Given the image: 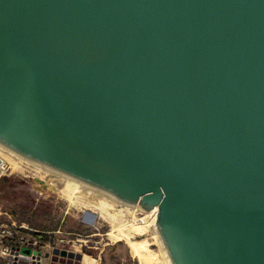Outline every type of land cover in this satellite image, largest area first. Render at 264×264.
Masks as SVG:
<instances>
[{"label": "water", "instance_id": "95a60500", "mask_svg": "<svg viewBox=\"0 0 264 264\" xmlns=\"http://www.w3.org/2000/svg\"><path fill=\"white\" fill-rule=\"evenodd\" d=\"M0 149L264 264V0H0Z\"/></svg>", "mask_w": 264, "mask_h": 264}, {"label": "rangeland", "instance_id": "374dc122", "mask_svg": "<svg viewBox=\"0 0 264 264\" xmlns=\"http://www.w3.org/2000/svg\"><path fill=\"white\" fill-rule=\"evenodd\" d=\"M0 156L6 165L5 169L0 170V176L6 177V180L0 181V219L5 222L14 220L37 230L41 225L53 228L49 241L38 242L34 246L33 262L25 260L15 264L164 263L161 250L153 237V229L150 226L133 227V209H125L112 216L76 195L70 200L64 191L65 182L58 174L25 164L1 149ZM20 205L27 208H21ZM142 215L138 213V216ZM22 217H29L30 221ZM121 223L127 224L123 230L130 231L132 240L143 244L142 252L146 257L139 258L122 235L110 234ZM75 227L82 228V231H75ZM24 234L31 236L28 232ZM116 242H121L118 257L107 258L102 262L101 253L104 248ZM22 251L29 250L24 247ZM148 257H152V261H148ZM0 264H4L1 257Z\"/></svg>", "mask_w": 264, "mask_h": 264}, {"label": "bare ground", "instance_id": "6f19581e", "mask_svg": "<svg viewBox=\"0 0 264 264\" xmlns=\"http://www.w3.org/2000/svg\"><path fill=\"white\" fill-rule=\"evenodd\" d=\"M2 150V149H1ZM4 151V150H3ZM6 152V151H4ZM8 153V152H7ZM10 154V153H8ZM12 155V154H10ZM14 158H17L16 156L12 155ZM21 162L26 163L25 161L19 159ZM0 161L4 162V159L2 156H0ZM4 169V167H0V170L2 171ZM42 169V168H41ZM45 170V169H44ZM46 171H50L53 172L55 174H58L60 177H62V180L65 182L64 184V191H66L67 193L66 196L70 199L72 198L73 195H76L78 197L83 198L86 203L90 204V205H94L95 207H99L101 208L103 211L107 212L109 215L114 216L116 213L122 212L123 210H128V209H133L134 211V226L133 227H141V226H150L153 229V233H154V239L157 242L159 249L161 250L162 256H163V260L164 263L163 264H171L170 260L163 248L162 242L160 240V237L158 235L157 229L155 227V215H156V211H157V207L154 206L153 208L149 209V210H140L139 208L121 201L120 199L113 197L111 195H108L102 191H99L93 187H90L82 182H79L71 177H68L62 173H59L57 171L54 170H46ZM71 200V199H70ZM138 213L143 214L142 216H138ZM140 215V214H139ZM122 225V226H120ZM119 227L117 229H112L110 234L117 236V235H122V237L128 242L129 246L131 247L132 251L134 253H136L139 258H142L143 256V252H142V247L143 244L139 243L136 240H132L130 238V234L129 232H124L125 230H123L124 226L127 224H120ZM147 227V228H148ZM126 228V227H125ZM128 228V227H127ZM115 230H118L117 233H114ZM130 230V229H129ZM133 230V229H132ZM138 231V230H137ZM145 256V255H144ZM143 256V257H144ZM146 257V256H145ZM148 261H152V257H148L147 258ZM146 260V261H147ZM155 261V260H154Z\"/></svg>", "mask_w": 264, "mask_h": 264}, {"label": "built area", "instance_id": "2783aa9c", "mask_svg": "<svg viewBox=\"0 0 264 264\" xmlns=\"http://www.w3.org/2000/svg\"><path fill=\"white\" fill-rule=\"evenodd\" d=\"M2 166L4 169L6 168L5 162L0 161V167ZM32 231L39 230L28 227L23 223H16L14 220L5 222L0 219V257L4 264H15L25 260L34 261V246L42 241L36 238L31 233ZM25 232L30 233L31 236H27L24 234ZM24 247H27L29 251L23 252L22 248Z\"/></svg>", "mask_w": 264, "mask_h": 264}, {"label": "trees", "instance_id": "16d2710c", "mask_svg": "<svg viewBox=\"0 0 264 264\" xmlns=\"http://www.w3.org/2000/svg\"><path fill=\"white\" fill-rule=\"evenodd\" d=\"M1 180H6L5 176H0V181ZM21 208H27L25 205H20ZM23 219L29 220V217H22ZM53 228H48L46 225H41V228H38L39 231H32L31 233L38 238L40 241H48L49 240V236L50 233L52 232ZM75 231L77 232H81L82 228L80 227H75ZM120 244L121 242H116L114 244H111L109 246H107L106 248H104V250L101 253V259L102 262H105L106 259H115L118 257V253H119V249H120Z\"/></svg>", "mask_w": 264, "mask_h": 264}]
</instances>
